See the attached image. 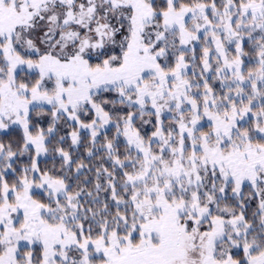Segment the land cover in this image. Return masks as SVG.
Listing matches in <instances>:
<instances>
[{
    "label": "snow or ice",
    "instance_id": "snow-or-ice-1",
    "mask_svg": "<svg viewBox=\"0 0 264 264\" xmlns=\"http://www.w3.org/2000/svg\"><path fill=\"white\" fill-rule=\"evenodd\" d=\"M0 264H264V0H0Z\"/></svg>",
    "mask_w": 264,
    "mask_h": 264
}]
</instances>
